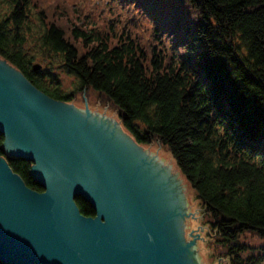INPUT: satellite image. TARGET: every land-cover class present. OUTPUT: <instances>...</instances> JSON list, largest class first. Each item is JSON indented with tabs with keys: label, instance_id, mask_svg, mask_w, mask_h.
<instances>
[{
	"label": "trees",
	"instance_id": "trees-1",
	"mask_svg": "<svg viewBox=\"0 0 264 264\" xmlns=\"http://www.w3.org/2000/svg\"><path fill=\"white\" fill-rule=\"evenodd\" d=\"M75 1L0 0V59L54 100L91 91L111 105L134 142L169 152L224 264H264V0H182L194 22L178 0H111L127 23L114 15L115 27ZM54 67L75 78L74 91ZM2 143L0 133L11 171L41 192L31 163ZM245 232L262 245L242 243Z\"/></svg>",
	"mask_w": 264,
	"mask_h": 264
},
{
	"label": "water",
	"instance_id": "water-1",
	"mask_svg": "<svg viewBox=\"0 0 264 264\" xmlns=\"http://www.w3.org/2000/svg\"><path fill=\"white\" fill-rule=\"evenodd\" d=\"M87 115L86 105L48 97L0 59L2 147L28 160L43 188L25 186L0 157V262L196 264L177 178L143 167L123 131L113 138ZM76 197L93 217L79 212Z\"/></svg>",
	"mask_w": 264,
	"mask_h": 264
},
{
	"label": "rangeland",
	"instance_id": "rangeland-1",
	"mask_svg": "<svg viewBox=\"0 0 264 264\" xmlns=\"http://www.w3.org/2000/svg\"><path fill=\"white\" fill-rule=\"evenodd\" d=\"M106 1L109 3H106ZM74 5L82 10V13L86 15L85 17L87 19L89 18L95 20L96 22L101 21V18L98 19L97 16L100 13L99 10H102L103 19L114 21V27L122 26L115 20L114 15H116L120 22H123V26L127 25L123 16V8H121L118 4L117 7H115L112 5L111 0H76L72 3V6ZM178 10L184 15V21H195V14L191 9L187 8L184 1L178 0ZM134 18L137 19L138 14H134ZM139 24L140 27H144L143 23L139 22ZM139 33H141L140 29ZM52 70L60 82L61 89L65 91L75 90L76 80L73 76L66 75L55 67L52 68ZM74 96L75 98L68 104H71L80 111H83L86 105L89 111L88 116L91 115L94 127L97 125H99V129L108 127L113 138H115L118 130L123 131L125 137H128L134 142L132 137L121 126L117 112L111 105L104 104L101 98L91 91H85L83 93L76 92ZM80 116L84 117L83 114H80ZM134 144L153 159V162L143 160V167L159 169V175L171 172V178H177L190 225V229H185L186 244L189 245L188 250L195 258L196 264H224L221 258L217 255L219 251L216 249L214 242H212V239L209 237V226L208 223H206V216L204 215L200 202L197 200L194 192L181 176L169 152L165 149V147L161 146L157 142L144 145L134 142ZM240 241L251 247H259L262 245V240L258 236L252 235L249 232H245Z\"/></svg>",
	"mask_w": 264,
	"mask_h": 264
},
{
	"label": "bare ground",
	"instance_id": "bare-ground-1",
	"mask_svg": "<svg viewBox=\"0 0 264 264\" xmlns=\"http://www.w3.org/2000/svg\"><path fill=\"white\" fill-rule=\"evenodd\" d=\"M8 67V66H7ZM88 116V115H87ZM95 120V119H94ZM119 131V130H118ZM127 138V137H126ZM128 141H130L128 138H127ZM136 147V146H135ZM137 150L139 151H142L143 152V160L147 161V162H153V159L152 157L146 155V153L141 150L140 148L136 147ZM160 171V170H159ZM160 173V172H159ZM172 180H174L173 178H171ZM183 189V188H182ZM183 194V193H182ZM184 201V200H183Z\"/></svg>",
	"mask_w": 264,
	"mask_h": 264
}]
</instances>
